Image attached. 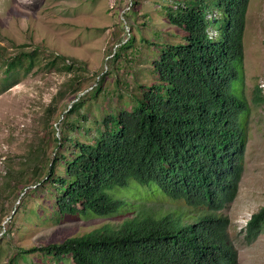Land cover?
Returning a JSON list of instances; mask_svg holds the SVG:
<instances>
[{"label": "trees", "instance_id": "trees-1", "mask_svg": "<svg viewBox=\"0 0 264 264\" xmlns=\"http://www.w3.org/2000/svg\"><path fill=\"white\" fill-rule=\"evenodd\" d=\"M249 3L193 0L190 6L176 5L177 12L167 6L168 21L186 35L182 44H155L159 55L152 72L157 82L134 96L130 109L118 105L100 117L89 113L84 95L77 96L64 116L70 134L58 140L60 150L32 191L52 195L50 217L111 216L129 205L117 192L135 180L149 195L181 201L201 215L187 222L184 213L141 208L118 228L24 249L21 255L39 252L55 262L70 258L74 264H238L230 220L219 212L238 196L244 171L250 116L244 92ZM210 29L216 37L210 38ZM37 59L34 50L4 60L1 91L17 85L21 72H30ZM65 61L57 55L51 64L68 72L78 68ZM104 81L102 77L94 97ZM260 93L257 87V103L264 101ZM73 113L76 118L69 119ZM75 131L84 140L71 134ZM246 228L248 244L264 233V207Z\"/></svg>", "mask_w": 264, "mask_h": 264}, {"label": "rangeland", "instance_id": "rangeland-1", "mask_svg": "<svg viewBox=\"0 0 264 264\" xmlns=\"http://www.w3.org/2000/svg\"><path fill=\"white\" fill-rule=\"evenodd\" d=\"M192 1L0 0V85L4 60L21 51L38 53L35 66L21 72L17 85L6 91L0 88V264H74L70 258L55 262L39 252L21 255L20 251L96 229L118 228L141 208L184 213L187 222L201 215L181 201L149 195L135 180L117 192L129 205L111 216L50 217L52 195L32 192L60 150L58 140L70 134L64 116L76 97L84 95L89 113L97 117L118 105L130 109L134 96H142L157 82L152 72L159 55L155 44L185 42L184 29L168 21L167 6H190ZM244 49V92L250 105L244 171L238 196L219 214L230 220L238 264H264V233L253 243L246 239L247 222L264 207V101L255 102V89L264 75V0H250ZM57 55L78 68L68 72L59 63L51 64ZM102 77V92L94 97ZM237 87L241 89L239 83ZM76 116L73 113L69 119ZM71 134L84 140L78 131Z\"/></svg>", "mask_w": 264, "mask_h": 264}, {"label": "built area", "instance_id": "built-area-1", "mask_svg": "<svg viewBox=\"0 0 264 264\" xmlns=\"http://www.w3.org/2000/svg\"><path fill=\"white\" fill-rule=\"evenodd\" d=\"M212 16H213L212 13H210L208 15L209 18H211ZM212 30L213 29L209 30L210 38L216 37V33L213 32ZM258 86H259V90H260L261 94L264 96V75L260 78Z\"/></svg>", "mask_w": 264, "mask_h": 264}]
</instances>
